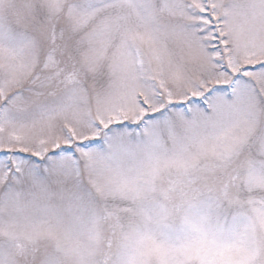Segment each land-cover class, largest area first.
Masks as SVG:
<instances>
[{
	"label": "snow or ice",
	"instance_id": "obj_1",
	"mask_svg": "<svg viewBox=\"0 0 264 264\" xmlns=\"http://www.w3.org/2000/svg\"><path fill=\"white\" fill-rule=\"evenodd\" d=\"M0 264H264V0H0Z\"/></svg>",
	"mask_w": 264,
	"mask_h": 264
}]
</instances>
